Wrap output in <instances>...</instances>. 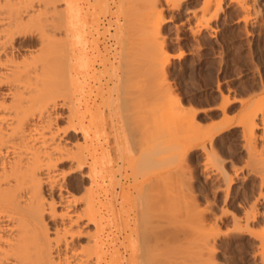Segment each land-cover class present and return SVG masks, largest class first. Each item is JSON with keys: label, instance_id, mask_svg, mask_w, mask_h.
<instances>
[{"label": "bare ground", "instance_id": "6f19581e", "mask_svg": "<svg viewBox=\"0 0 264 264\" xmlns=\"http://www.w3.org/2000/svg\"><path fill=\"white\" fill-rule=\"evenodd\" d=\"M100 1L103 3V6L109 7L106 0ZM230 1L235 2L237 6L239 5V8L241 7V10L248 13V15L252 9H255V4H257L256 0ZM55 2H60L63 5L58 6L59 4L56 5ZM223 2V0H203L200 17L197 18V24L195 23L198 31L209 27L210 22L220 16L224 7ZM38 5L39 7L35 8L34 0H0V264H156L158 260L160 262L158 264H162L164 259L162 257L160 259L161 255L155 253L157 250L155 252L151 251L153 252L151 255L157 254L154 255L158 256L155 258H153L154 256L151 257L148 252L153 247V245L151 247V244L156 239V234L160 235L164 233L166 235L169 232L168 234L170 235V231L167 230L171 229V227L167 228L164 232H160L159 229H155L156 232H154L155 230L151 227V231L154 230L152 235L151 231L146 230L147 233L149 232L148 235L153 237H149L146 233L145 236L144 228L141 227L147 224L146 222L149 221L148 217L150 215L147 218L145 217V221L146 219L147 221L143 222L144 216H141L143 215L142 206L140 205L141 209L137 208L138 206H135V209L129 207V210L134 209L133 215L129 216L132 218L130 223L129 217L125 218L126 215L123 217L124 211L122 210L124 208H121L123 206L117 208L115 202L116 191L114 192V188H112L110 183V181L112 182L111 177H113V175L111 176L113 171L112 159H114L113 149L115 146L119 148L122 139L124 140L123 130L119 131L120 128L117 129L118 126H116L120 121V119L118 122L116 120L117 111L118 109L119 111L122 109L117 106V101L119 97L120 101L123 100L122 102L119 101L123 105L128 100L126 102L123 99L120 91L118 92L120 95L117 94V97L112 93L114 90L105 89V97L103 95L102 102L98 103L96 97H93L92 100L89 99L91 105L87 98L85 100L82 98L84 102L81 103L80 97L83 93L81 92L80 97L75 95L77 94V90H80L84 85L86 86V82L84 79L81 80L80 76L77 77L76 74H72V70H78V73L81 74L82 69L87 67L90 62L84 51V43L87 41L85 40V30L87 28L85 29V14L82 11L80 0H39ZM174 5L178 8L182 4L181 2H176ZM154 7L151 9L153 12H156L157 6L155 7L156 9ZM192 14L196 16L195 12ZM247 19L250 18L246 14V22ZM155 20H151L150 25H152L150 27L159 31L158 29L163 18L157 16ZM53 21L57 22V24H52ZM97 28L95 29L97 30ZM20 37L26 38H24L25 40H21L19 39ZM34 42L37 49L30 50L29 47L33 46ZM147 55L149 57V54ZM155 57L154 59H156ZM151 59L154 60L153 57ZM106 60L108 59L106 58ZM126 63L128 64V62ZM127 81L125 82L127 83ZM138 81L140 82L141 80H137L136 83ZM144 81L142 80L137 89L142 86L141 84H144ZM113 87L110 85V88ZM96 89L98 90V88ZM134 92L131 94H134ZM126 93L129 94L130 92ZM159 97L161 98V96ZM171 97L173 96L170 95L169 103L171 101L174 102V98L171 100ZM164 98L166 99V96ZM150 99L147 98V102ZM99 100H101V97ZM142 100L145 101L146 99ZM82 104L85 106V110L89 111L90 118H88L89 121L87 120V123H85L84 119L86 118L84 117L85 111L81 110ZM171 104L173 107L181 106L176 102ZM100 105L103 106V109L100 108ZM144 105L146 104L143 103L141 108ZM60 108H65V111H59ZM182 108L180 112H182L183 120L192 121V115H188V111ZM97 111L98 113H96ZM157 114L159 113H156V116H154L158 120L159 116ZM128 117H130L129 114ZM98 119L102 121L101 126L98 125ZM231 119L220 129L232 125L240 127L243 145L247 147L248 157L251 161V163L249 162L250 167L245 176L249 173L259 179L257 196L245 208L241 216L237 214L233 215V228L235 227L237 230H250L249 227L252 223H261L262 226L259 230L255 231V235L259 244V255L264 264V101L256 105L251 111L246 112L238 121H235L233 117ZM129 125L127 124L126 128ZM173 129L170 130L172 132L169 131L172 134ZM191 132L193 131L191 130ZM73 133H82L83 141L80 142L76 136V138H72ZM98 135H102L103 140ZM200 144L197 142L196 144H192L191 147ZM201 147L205 148L203 144ZM172 158L174 157L172 156ZM85 167L87 170L83 171ZM187 167L181 169H186ZM186 173L189 174V172ZM234 175H238L237 172H225L224 181L227 190H229L235 179ZM83 177L88 178L86 180V182L89 180L88 187H81L80 181ZM106 178L109 180V183L106 182V185L107 183L109 185L104 188L103 182H105ZM148 187L151 186L149 185ZM202 190L205 191L204 188ZM174 191L175 188L173 193ZM180 192H178V195L181 194ZM201 192L203 191L200 190ZM121 194L124 195V192ZM153 194L156 196V193ZM187 194L185 195L186 197ZM194 194L191 196V201H189V205L191 204L193 209L190 208L191 206L188 207V210L192 209L190 211H193V221L191 225H189L190 223L187 225L189 229L186 228V230V226L184 227L186 231H192L190 235L192 240L190 242L193 243L192 247L194 251L191 247L192 251L189 249L188 252H191L193 255V259L190 258L191 261L193 260L192 264H230L225 254L226 251H222L224 249H222V242L220 240L222 235L221 226L218 223L217 213L212 209L214 206H211L209 202L208 194H205L206 204L203 206L200 204V201L198 202L197 194ZM102 195L104 196L102 197ZM123 195H120V197ZM127 195L128 192L123 198L127 197ZM145 199L148 200L146 201L147 203L143 204L146 210L149 208V203L158 205L154 203V200L152 202V198L149 199L148 196ZM141 200L140 198V202ZM152 204L150 207L153 206ZM226 208L228 207L226 206ZM129 210H125L126 214H128ZM144 212H146L144 215L146 214L145 216H147L148 211ZM224 214L230 215L229 213ZM163 215L166 216V214ZM187 217L189 218V214ZM154 223H157V221ZM154 223L153 226L155 228L159 223L156 225ZM90 225L94 228L93 231L89 230L90 228L88 229ZM145 227L148 228V225ZM114 231L126 232V235H124L128 239L127 245H125V250H127L126 255H123L118 250L119 246L116 245L118 236H116ZM168 237L170 236H167L166 240L169 239ZM161 241L163 239H160ZM148 242L150 246L147 244ZM103 248L105 249L102 250ZM148 248H150L149 251ZM180 252L177 253L179 254ZM253 257H256L255 253ZM156 260L157 262H155Z\"/></svg>", "mask_w": 264, "mask_h": 264}, {"label": "rangeland", "instance_id": "374dc122", "mask_svg": "<svg viewBox=\"0 0 264 264\" xmlns=\"http://www.w3.org/2000/svg\"><path fill=\"white\" fill-rule=\"evenodd\" d=\"M106 1L109 7L103 6L100 0H80L82 11H84L85 14V29L87 28V31L85 30V40L87 41L84 40V51L85 54H87L90 64L82 69L81 74L83 75L78 73V70L74 69V71L72 70V74H76L77 77L80 76L81 80L84 79L86 82L87 88H85L86 86L84 85L80 89L81 91H76L77 94L75 95L80 97L83 93L80 97L81 103H83L86 98L90 102L93 97H96L98 103L102 102L103 95L106 92L105 89L114 90L112 93L117 97L120 91L123 99L126 102L128 100V102L123 103V105L120 103L123 100L120 101L119 97L117 101V106L122 109L119 111L117 108L118 115L116 116V120L118 122L120 119V121L118 123L116 122V126H118L117 129L120 128L119 131L123 130L124 132V140L122 139L119 148L115 146L114 149L116 150L113 149L114 159H112L113 171L111 176L113 175V177H111L112 182L110 181V183L112 188H114V192L116 191L115 202L117 208L123 206L121 207L122 209L124 208V210H122L124 211L123 217L126 215L125 218H127L133 215L135 206L140 208L141 205V208H143V215L141 216H144V219L141 220L143 222L147 221V219L145 221V217L147 218L149 215L151 217L152 215L153 218L151 217V219L148 217L149 221L146 222L148 228L145 227L146 225L141 227L144 228V234L146 233L148 235L151 231V227L154 230L159 229L160 232H164L167 228L169 229L171 227V229L167 230L170 231V235L168 234L169 232H166V235L164 233L158 235L157 233V236H155L156 239L152 241L151 244V247L153 245V250L148 248L150 252H155L157 250L155 253L161 255L159 257L160 259H164L162 264H171L172 261V264H192L193 260L191 261L190 258L193 259V255L191 252L188 253L189 249L190 251L193 249V243L190 242V240H192L190 236L192 234V229L190 228L191 230H189L191 232L186 231V228H188L187 225L189 223V225H191L193 221V211H190L193 208L191 204L189 205V201H191V196L196 190L194 195L197 194L198 202L200 201V204L203 206L206 204L205 194H208L209 202L211 206H214L215 209L213 207L212 209L217 213L218 223L221 226L222 235L220 240L222 242V249H224L222 251H226L225 254L229 263L263 264L259 255L258 239L255 235V231L261 228V223H252L249 227L250 230H237V228H233L234 225L232 222L233 215L237 214L241 216L245 208L248 207L255 196H257L259 191V179L249 173L245 176L251 161L248 157L247 147L243 145L240 127L232 125L224 129L220 128L232 120V117L235 121H238L246 112L251 111L256 105L264 101V0H256L257 4H255L254 7L256 10L252 9L249 15L241 10V7L239 8V5L237 6L235 2L223 0L224 7L220 16L216 20L210 22L209 27L202 28L199 31L195 23L197 24V18L200 17V9L202 8L203 0ZM36 2L39 3V0H34V6L36 5L35 8L39 7ZM176 2H181L182 5L177 8L176 5H174ZM55 4H59L58 6L63 5L60 2H55ZM154 6L157 8V13L155 11L153 12L151 9ZM193 12L196 13L197 17L192 14ZM254 13H257V15ZM246 14L248 18H250L247 19V22L245 21ZM157 16L163 18L160 28L158 29L159 31L150 27L152 25H150L151 20L153 19L154 21ZM53 22L52 24H57V22ZM144 25L146 28H144ZM95 28H97V30ZM88 30L92 33L89 34ZM24 38L20 37L19 39L25 40ZM34 44L35 42L33 46L29 47L30 50L37 49ZM144 48L146 49L144 50ZM113 54L116 55L114 56ZM147 54H149V57ZM152 57L156 59L152 60ZM106 58L108 60H106ZM126 62H128V64ZM128 78L131 80L127 81ZM137 80L141 81L136 83ZM142 80H145L144 84H141V88L138 87L139 89H137V86L140 85ZM125 81H127V83ZM110 85L111 87L114 85V89L110 88ZM126 85H128L127 88ZM96 88H98V90ZM128 91L130 92L129 94L126 93ZM133 91L136 93L134 92V94H131ZM170 95L173 96L171 97L172 99L170 98L171 100L174 98V102L171 101V103L174 104L176 102L181 106H175L176 108L173 107L172 104L169 103ZM159 96H161V98L163 97V99ZM165 96L166 99L164 98ZM100 97L101 100H99ZM147 98H151L149 102H147ZM142 99L146 100L143 101ZM135 101L137 102L135 103ZM137 103L139 104L137 105ZM143 103L146 105L141 108ZM124 104H126V106H124ZM139 106L140 108H138ZM182 107L185 111H188V115H192V121L183 120L182 112H180ZM100 108L103 109V106L100 105ZM154 108L158 112L153 110ZM81 110L85 111L84 117L86 118L84 119L85 123H87L89 121L88 118H90L89 111L85 110L84 105L81 107ZM59 111H65V108H60ZM92 111H94V109H92ZM155 112L159 113L157 114L159 116L158 120L157 117H155ZM96 113H98V111ZM128 114L130 117L127 118ZM127 124H130L132 127L129 125L130 128L129 126L126 128ZM98 125H102L100 119H98ZM172 129L173 134L170 133ZM191 130L193 132H191ZM178 131L180 132L178 133ZM78 134L73 133L74 136L72 135V138L76 136L78 140L82 142L83 135L82 133ZM98 136L103 140L102 135ZM197 142L201 144L191 147L192 144H196ZM202 144L205 148L201 147ZM211 147L215 149L213 150ZM171 152L173 153L171 154ZM172 156L175 159L172 158ZM185 167L187 168L181 169ZM83 169V171L87 170L86 167ZM184 170L189 172V174ZM227 171L230 173L237 172L238 174L234 175L235 179L229 190L226 189L227 187L224 181L225 172ZM197 176H199V178H197ZM87 179V177L82 178L80 181L81 187H88L89 180L86 182ZM107 179L108 178L103 182L105 185L104 188L109 185V180ZM106 182H108L107 185ZM174 183L175 185H173ZM149 185L153 190L151 187H148ZM173 187L175 188L174 193ZM201 187H203L206 192L202 190L203 188ZM216 187L218 188L217 190ZM124 189L128 192L125 198H123V196L127 194V192ZM177 190L178 192L181 191V194H179L181 196L178 195ZM200 190L203 192L200 193ZM120 192H124V195ZM151 192L156 193V196ZM186 193H188V198L185 196ZM120 195L123 196L120 197ZM146 195L149 199L152 198L151 201L153 202L154 200V203L158 205L156 206L151 203L153 205L151 208V204L149 203V208L146 210L143 206V204L148 201L145 199L147 197ZM103 196L104 195H102V197ZM138 196L142 199L141 202ZM184 203L187 208L185 205L183 206ZM226 206L228 208H226ZM129 207H133L134 209L132 208L129 210ZM188 207L192 209L188 210ZM125 210H129L128 214H126L127 212H125ZM187 210L190 212L188 213ZM144 211H148L147 216H145L146 214L144 215V213H146ZM223 212L229 213L230 215H226ZM163 214H166V216ZM188 214L189 218L187 217ZM130 217L128 219L131 223L130 220L132 218ZM153 219L155 221L151 222L150 220ZM156 221L159 224L154 223ZM153 223L155 225L157 224L158 227H156V225L154 228ZM178 228L180 229L178 230ZM88 229L93 231L94 228L90 225ZM146 229L149 230L148 233ZM156 230L154 232H156ZM153 231L150 232L151 235L154 233ZM114 233L118 236L116 244L119 246L118 250L121 251L123 255H126L127 250H125V245H127L128 242V239L124 236L126 232L114 231ZM164 236L170 237L166 240V237L163 238ZM122 239L125 241H121ZM160 239H163V241L160 242ZM150 243L148 242L147 244L149 245ZM180 245L182 246L180 247ZM104 249L105 248L102 250ZM175 251L181 252L178 254ZM150 252L148 253L151 255L153 252ZM155 253L151 255V257L157 255ZM254 253L256 254L255 258L253 257ZM149 254L148 256L150 258ZM155 257L158 256H154L153 258ZM151 260L153 259L151 258ZM155 262H157V260ZM158 263H160L159 260Z\"/></svg>", "mask_w": 264, "mask_h": 264}]
</instances>
